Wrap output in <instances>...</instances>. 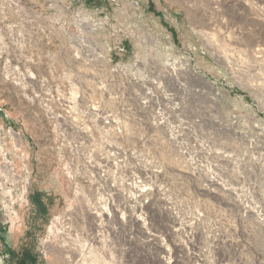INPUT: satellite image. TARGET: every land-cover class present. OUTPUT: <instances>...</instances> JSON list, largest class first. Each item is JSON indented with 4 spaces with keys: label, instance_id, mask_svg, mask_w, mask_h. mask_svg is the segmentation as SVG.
Instances as JSON below:
<instances>
[{
    "label": "rangeland",
    "instance_id": "obj_1",
    "mask_svg": "<svg viewBox=\"0 0 264 264\" xmlns=\"http://www.w3.org/2000/svg\"><path fill=\"white\" fill-rule=\"evenodd\" d=\"M264 0H0V264H264Z\"/></svg>",
    "mask_w": 264,
    "mask_h": 264
},
{
    "label": "bare ground",
    "instance_id": "obj_2",
    "mask_svg": "<svg viewBox=\"0 0 264 264\" xmlns=\"http://www.w3.org/2000/svg\"><path fill=\"white\" fill-rule=\"evenodd\" d=\"M264 52V51H263Z\"/></svg>",
    "mask_w": 264,
    "mask_h": 264
}]
</instances>
